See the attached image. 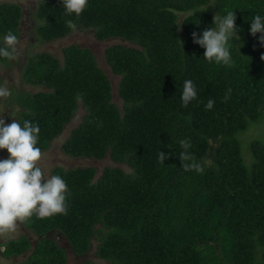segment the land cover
<instances>
[{"label":"trees","instance_id":"1","mask_svg":"<svg viewBox=\"0 0 264 264\" xmlns=\"http://www.w3.org/2000/svg\"><path fill=\"white\" fill-rule=\"evenodd\" d=\"M21 7L0 0V34L20 39ZM227 10L240 28L230 66L205 60L192 37ZM254 12L264 13V0H88L79 17L65 16L60 0H39L34 42L79 29L111 42L103 58L121 109L95 54L71 44L61 58L27 56L19 72L34 90L0 75L11 88L0 114L16 105L17 120L38 124L43 151L79 110L63 153L116 165L98 175L94 165L53 167L67 184L66 213L20 220L30 232L1 242L2 256L12 264H66L69 252L77 264H264V46L260 33H249ZM188 79L197 96L184 106ZM185 138L203 171L181 167ZM159 150L169 154L163 163ZM60 233L65 247L55 240Z\"/></svg>","mask_w":264,"mask_h":264},{"label":"clouds","instance_id":"2","mask_svg":"<svg viewBox=\"0 0 264 264\" xmlns=\"http://www.w3.org/2000/svg\"><path fill=\"white\" fill-rule=\"evenodd\" d=\"M87 4L88 0H60L64 15L68 17H79ZM209 4L197 6L192 10V14L196 10H201V7L205 9ZM235 19L233 10H227L223 14L216 12L211 25L199 34L192 33L194 43L204 48L205 60L229 66L233 63L231 48L240 41V28L236 25ZM66 23L70 28L75 27L71 19ZM249 33L253 36L260 33L258 40L264 46V13L254 12L250 19ZM17 44L18 36L14 31L7 30L0 34V62H11L16 59ZM10 95L11 88L0 85V97ZM196 96L193 81L184 80L181 89L182 104L187 106ZM212 106L213 101L209 100L206 107L210 109ZM12 114L15 115L14 112ZM79 114L82 113L78 110L74 117ZM39 132L38 124L30 119L13 118L10 123H6L0 116V149H6L8 153L6 158H0V232L14 230L18 221L33 215L43 218L67 211L68 189L65 179L61 175L49 174L38 163L42 156L41 148L37 146ZM179 144L183 149L179 153L181 167L185 170L203 171L201 164L189 151L191 142L185 138L181 139ZM168 155L159 150L158 161L163 163ZM59 238H64L67 243L61 233Z\"/></svg>","mask_w":264,"mask_h":264},{"label":"rangeland","instance_id":"3","mask_svg":"<svg viewBox=\"0 0 264 264\" xmlns=\"http://www.w3.org/2000/svg\"><path fill=\"white\" fill-rule=\"evenodd\" d=\"M6 1H14L20 3L23 9V18L24 24L22 25V36L18 40L17 44V52H16V60L10 67H3L0 65V75L4 78V83L7 84H16V89L20 90L18 87L19 82L21 81V71L23 63L26 61L27 56L32 52H41L46 51L51 55L60 57L62 56L63 48L71 45L77 44L82 47L91 48L94 52L97 60V64L104 69L105 73L109 75L112 79L113 85V95L112 100L117 106L121 109V99L117 98L115 95L116 90V78H114L104 61V47L110 44L111 42L107 41H99L96 39L94 34H92L89 30L79 29L74 32L68 33L66 36L54 39L51 41H43V42H34L36 40V34L33 30V21L35 20L34 11L37 6V0H6ZM36 23V22H35ZM9 79V80H8ZM5 83V84H6ZM27 89V88H24ZM34 90V88H29ZM2 106V105H1ZM5 108V109H4ZM5 114H0L5 120L6 123H10L11 119L15 118L17 120V115H13L12 112L18 111L16 105H11L10 107H3ZM7 115V116H6ZM12 115V116H10ZM81 120V114L75 116L71 123L67 124L65 128L61 131L60 135L53 141L51 146L47 150H43L41 160L38 161L39 165L46 169V171L50 174V170L55 166H61L64 168L70 167H78L83 165H94L97 169V175L100 173L103 167L105 166H114L116 165L112 161L108 159L102 160H79L73 159L61 150L62 142L69 136V133L72 128L76 127ZM251 134V133H250ZM245 151L246 160H249L248 154ZM8 155L6 149H0V158H6ZM126 168V167H124ZM29 233L30 231L21 227L20 222L18 221L14 230L10 232H0V244L4 242L7 238H14L21 234V232ZM55 240L60 244V246L65 247L66 242L64 238L55 237ZM70 250V249H69ZM3 251V247L0 246V264H11L12 260L4 259L1 255ZM86 257H90L91 254L85 255ZM79 263L77 257L73 255V253L69 252L67 256V264H77ZM99 263V262H98Z\"/></svg>","mask_w":264,"mask_h":264},{"label":"flooded vegetation","instance_id":"4","mask_svg":"<svg viewBox=\"0 0 264 264\" xmlns=\"http://www.w3.org/2000/svg\"><path fill=\"white\" fill-rule=\"evenodd\" d=\"M33 23H35V22H33ZM8 80H9V79H8ZM4 81H5V80H4ZM13 86L16 87V84H13ZM18 87H19L21 90H23L24 88H27V89H24V90H28V89H29V86L26 85L25 83H23L22 81L19 82Z\"/></svg>","mask_w":264,"mask_h":264},{"label":"water","instance_id":"5","mask_svg":"<svg viewBox=\"0 0 264 264\" xmlns=\"http://www.w3.org/2000/svg\"><path fill=\"white\" fill-rule=\"evenodd\" d=\"M90 50H91V48H90ZM92 51V50H91ZM93 52V51H92ZM93 54H94V52H93Z\"/></svg>","mask_w":264,"mask_h":264}]
</instances>
